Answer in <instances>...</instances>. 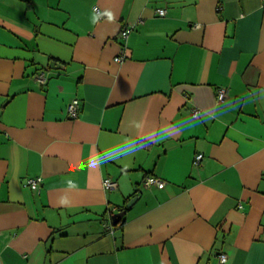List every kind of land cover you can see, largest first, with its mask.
I'll list each match as a JSON object with an SVG mask.
<instances>
[{
	"label": "crops",
	"instance_id": "crops-1",
	"mask_svg": "<svg viewBox=\"0 0 264 264\" xmlns=\"http://www.w3.org/2000/svg\"><path fill=\"white\" fill-rule=\"evenodd\" d=\"M0 264H264V0H0Z\"/></svg>",
	"mask_w": 264,
	"mask_h": 264
},
{
	"label": "built area",
	"instance_id": "built-area-1",
	"mask_svg": "<svg viewBox=\"0 0 264 264\" xmlns=\"http://www.w3.org/2000/svg\"><path fill=\"white\" fill-rule=\"evenodd\" d=\"M158 12L160 15H165L167 13V9L166 8H159ZM132 29L133 28L131 26H126L122 30L123 37H127ZM123 58H124L123 56L117 57V59H119V60H122ZM34 76H35L36 81H38L40 84H45L48 81V73H47L46 69L39 70ZM227 96H228V88L226 86L218 87V89H217V102L223 103L226 100ZM80 105H81V102H80L79 98H74L69 103L68 110H69L70 116L76 117L78 115V112L80 110ZM200 115H201V109L200 108H194L193 109V116L199 117ZM201 158H202V154H198L196 157V162H199ZM41 182H42L41 177L29 178L26 181V185L33 187V188H37V187H40ZM144 184L146 186L157 185L159 187H163L166 185V180H164L158 176H148L145 179ZM104 186L108 189L109 188L110 189L116 188L118 186V183L111 178H106V179H104ZM226 259H227L226 254H222L221 260L226 261Z\"/></svg>",
	"mask_w": 264,
	"mask_h": 264
},
{
	"label": "water",
	"instance_id": "water-1",
	"mask_svg": "<svg viewBox=\"0 0 264 264\" xmlns=\"http://www.w3.org/2000/svg\"><path fill=\"white\" fill-rule=\"evenodd\" d=\"M57 65H58V62L57 61H52L51 62V66L52 67H56ZM136 199H137V197L131 198L130 201L127 203V207L128 208L132 207V205L134 204V202L136 201ZM125 213H126V209L115 213L113 215V223L114 224H118L120 222V220L124 217Z\"/></svg>",
	"mask_w": 264,
	"mask_h": 264
},
{
	"label": "clouds",
	"instance_id": "clouds-1",
	"mask_svg": "<svg viewBox=\"0 0 264 264\" xmlns=\"http://www.w3.org/2000/svg\"><path fill=\"white\" fill-rule=\"evenodd\" d=\"M107 15L109 16V19L113 18L111 12H108Z\"/></svg>",
	"mask_w": 264,
	"mask_h": 264
}]
</instances>
